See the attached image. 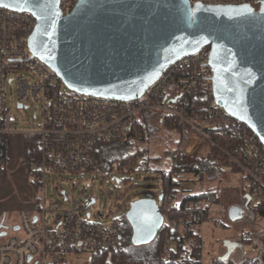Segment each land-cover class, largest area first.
Returning <instances> with one entry per match:
<instances>
[{
    "label": "built area",
    "instance_id": "obj_1",
    "mask_svg": "<svg viewBox=\"0 0 264 264\" xmlns=\"http://www.w3.org/2000/svg\"><path fill=\"white\" fill-rule=\"evenodd\" d=\"M78 1L59 0L61 13L69 14ZM263 1L189 0L191 4L253 8ZM35 27L36 18L30 12L0 6V134L17 132L13 129L16 118L5 101L8 79L9 83L16 81L19 108H25L31 101L41 104L40 126L23 132L35 135L36 139L38 155L28 172L36 187L44 188L51 175L64 172L106 176L135 168L142 161L140 143L147 136L145 116L177 127L175 148L166 152L170 168H175L179 159L202 151L206 141L205 151L211 155V164L240 174L246 182L244 199L253 208L264 207V144L247 124L216 102L209 45L170 63L139 97L118 99L68 89L45 62L32 54L28 40ZM119 146L127 147L129 153L112 156V149ZM176 189L184 188L180 184L177 187V181L173 180V185L158 195L162 196V200L157 199L161 213L169 212ZM41 199L44 201V191ZM92 200L89 196L73 200L60 211L52 226L46 225L44 206L35 204L41 218L30 210L19 211L18 227L23 236H0V264H91L96 255L124 251L121 223L93 222L88 212ZM209 204L197 201L185 209H176L179 217L168 219L167 226L175 229L180 223L186 225L202 246L201 226ZM259 217L264 219L263 214ZM194 241L192 238L189 244ZM241 242L251 252L257 251L264 244V226L242 234ZM170 249L166 241L164 250L168 253ZM201 256L200 247L196 253L198 264H202Z\"/></svg>",
    "mask_w": 264,
    "mask_h": 264
},
{
    "label": "water",
    "instance_id": "obj_2",
    "mask_svg": "<svg viewBox=\"0 0 264 264\" xmlns=\"http://www.w3.org/2000/svg\"><path fill=\"white\" fill-rule=\"evenodd\" d=\"M0 6L35 16L28 40L32 54L68 89L86 95L137 98L170 63L209 45L216 102L264 144V1L253 8L189 0H79L67 15L59 0H0ZM244 215L241 207L228 211L230 220ZM125 218L131 244L141 246L155 238L164 216L157 199L148 197L131 201ZM225 246L222 260L235 244Z\"/></svg>",
    "mask_w": 264,
    "mask_h": 264
},
{
    "label": "rangeland",
    "instance_id": "obj_3",
    "mask_svg": "<svg viewBox=\"0 0 264 264\" xmlns=\"http://www.w3.org/2000/svg\"><path fill=\"white\" fill-rule=\"evenodd\" d=\"M5 101L11 114L16 118L13 129L17 132L7 136V163L6 170L0 174V219L3 221L5 237L20 236L21 231L13 230L18 225V213L21 210H30L40 215L39 205L47 211L45 222L52 226L57 221L60 211L73 200L89 196L94 198L88 212L93 222L109 224L120 222L128 209L129 199L155 198L162 188L160 172H167L169 162L166 152L173 150L178 138L177 130L173 127L158 123L155 117L150 119L151 131L140 143L144 154L142 159L147 162L148 169L138 164L134 171L129 173L113 172L102 176L92 172L51 175L44 188L33 185L32 180L23 164L22 157L23 132L36 130L41 124V104L31 101L25 108L17 106L16 81L5 82ZM152 118V117H150ZM33 135V134H32ZM35 136V135H33ZM207 142L202 144L203 150L199 156H206ZM125 146L115 147L112 156L127 155ZM157 158V159H155ZM208 165L202 168L201 175L186 172L180 181L184 194H198L205 190H213L218 198L217 203L210 205V213L201 226L202 264H210L220 259L226 253L225 242L242 244L244 256H256L250 247L241 242L242 234L258 231L264 226V219L253 213V206L244 204L246 196V182L241 175L233 173L228 167L219 164ZM44 191V201L41 199ZM61 191L65 192L64 200ZM232 206L241 207L245 215L236 220H230L228 211ZM41 218V215H40ZM231 264H241L243 255L236 252L230 257ZM77 264H85L78 262Z\"/></svg>",
    "mask_w": 264,
    "mask_h": 264
},
{
    "label": "trees",
    "instance_id": "obj_4",
    "mask_svg": "<svg viewBox=\"0 0 264 264\" xmlns=\"http://www.w3.org/2000/svg\"><path fill=\"white\" fill-rule=\"evenodd\" d=\"M143 121L148 135L151 131L150 120L144 116ZM162 124L168 127H173L177 130L176 125L168 121H164ZM22 144V157L20 159V164L24 165L26 172L28 173L31 163L36 160L38 155L35 136L32 134H25ZM7 151V136L0 134V174L6 170ZM108 154L110 155V151H108ZM141 154L143 156V150ZM211 161L210 154H206L205 157H202L199 156V153H196L193 156H186L179 159L177 166L175 168L169 167L167 172L159 169L155 170L160 172V177L162 179V188L158 192V195L164 192L169 186H172L173 180L177 181L178 187L180 181L182 180L181 176H183L186 172L201 175L202 168H208V165H211L213 168ZM105 162L108 163L109 161L105 160ZM139 164L148 169V165L145 160L142 159ZM136 167L118 173H129L134 171ZM32 183L35 185L33 181ZM184 191V189H176L173 191L172 197L174 203L169 207L168 213L162 212L165 221L157 232L155 238L149 244L141 246H134L131 244V227L124 216L120 223L123 228L124 241L126 245L125 250L121 252H108L96 255L92 257L91 264H198L196 261V253L201 247L199 238L195 234L188 231L187 226L182 223L178 224L175 229H171L167 226L166 222L168 219L179 217V214L175 212L176 209H185L197 201H207L210 203L205 211V219H207L210 213V205L212 203H217L218 198L216 193L211 189L192 195L184 194ZM209 197H212L211 201H208ZM129 200L133 201L135 198H131ZM253 213L255 215H264V207H254ZM192 238H195V241L193 245H190L189 241ZM166 241H168L171 245V249L168 253L164 250V244ZM210 264L231 263L229 260L217 259ZM241 264H260V262L254 256L246 255L244 256Z\"/></svg>",
    "mask_w": 264,
    "mask_h": 264
},
{
    "label": "crops",
    "instance_id": "obj_5",
    "mask_svg": "<svg viewBox=\"0 0 264 264\" xmlns=\"http://www.w3.org/2000/svg\"><path fill=\"white\" fill-rule=\"evenodd\" d=\"M18 218V216H17ZM13 230L15 231H21L18 227V225L14 226L13 227ZM2 232V231H1ZM23 236V233L22 235H20V237ZM229 242V241H228ZM231 243V242H230ZM232 244H235V243H232ZM228 249L226 247V253H227ZM236 252L240 253V255H243L244 257V252L242 251V244H235V246L233 248H231L228 252V256L226 259L224 260H230L231 256L234 255ZM225 253V254H226ZM255 253L257 254L256 256H254L255 258H257V260L260 262V264H264V244L260 245L258 250L255 251ZM222 258V257H221Z\"/></svg>",
    "mask_w": 264,
    "mask_h": 264
},
{
    "label": "flooded vegetation",
    "instance_id": "obj_6",
    "mask_svg": "<svg viewBox=\"0 0 264 264\" xmlns=\"http://www.w3.org/2000/svg\"><path fill=\"white\" fill-rule=\"evenodd\" d=\"M244 204H245L246 206L248 205V203H247V201H246V200L244 201ZM2 225H3V222H2Z\"/></svg>",
    "mask_w": 264,
    "mask_h": 264
}]
</instances>
